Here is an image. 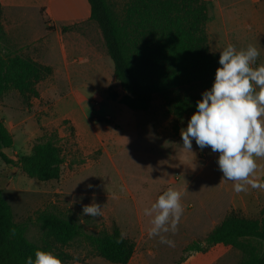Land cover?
<instances>
[{
    "label": "rangeland",
    "instance_id": "374dc122",
    "mask_svg": "<svg viewBox=\"0 0 264 264\" xmlns=\"http://www.w3.org/2000/svg\"><path fill=\"white\" fill-rule=\"evenodd\" d=\"M108 1L119 14L128 2ZM231 2L222 0L227 15ZM216 4V0H208L206 32L210 50L215 49L212 26L218 20ZM37 21L41 22L39 18ZM101 41L102 70L86 64L69 72L53 71L37 84V97L24 101L16 90L0 97V118L14 138L13 146L5 149L10 158L17 161L31 152L38 139L51 136L65 158L60 178L50 181L29 177L17 163L0 160V188L12 204L16 220L28 221L27 237L39 244L43 229L29 219L44 210L73 218L86 233L111 231L118 226L135 242V252L127 264H183L189 256V264H240L242 253L231 246L216 244L202 251H183L188 242L204 239L216 226L203 217L207 210L227 204L224 194L213 190L219 176L217 180L214 176L201 177L200 169L214 161L215 153L210 147L201 150L193 143V153L188 152L175 138V130L173 139L156 134V124L167 121L170 115L161 96L154 97L147 111L121 104L119 98L124 91L114 76L104 39ZM5 42L6 38L3 45ZM168 187L187 190L178 231L166 234L175 242L174 247L160 243L159 238L147 237L150 218L143 212ZM113 194L117 198L113 199ZM253 195L255 202L223 211L218 219L231 212L260 218L264 214V191L255 190ZM93 202L103 208V216L81 217L83 206ZM62 249L70 257L65 264H114L96 255L83 237Z\"/></svg>",
    "mask_w": 264,
    "mask_h": 264
},
{
    "label": "trees",
    "instance_id": "16d2710c",
    "mask_svg": "<svg viewBox=\"0 0 264 264\" xmlns=\"http://www.w3.org/2000/svg\"><path fill=\"white\" fill-rule=\"evenodd\" d=\"M88 1L90 19L101 29L114 76L124 91L119 102L147 111L154 97L161 96L166 111L174 116L177 132L180 119L193 114L202 93L210 90L220 66V52L210 50L206 32L208 0H128L121 14L108 0ZM4 38L0 25V97L10 90L18 91L24 101L39 96L37 84L52 73V67L7 49ZM13 144L12 133L0 119V160L17 163L39 181L60 178L65 158L54 136L38 139L31 152L17 161L5 152ZM29 221L42 227V243L27 237L28 221L16 220L0 188V264H26L37 249L54 252L65 264L70 257L62 248L77 237L114 264H127L135 252V242L126 236L123 243H115L122 232L118 226L86 233L73 218L46 210ZM11 228L17 229L15 236ZM216 244L239 250L240 264H264V214L252 218L231 212L204 239L188 242L183 251H202Z\"/></svg>",
    "mask_w": 264,
    "mask_h": 264
},
{
    "label": "clouds",
    "instance_id": "9594fccd",
    "mask_svg": "<svg viewBox=\"0 0 264 264\" xmlns=\"http://www.w3.org/2000/svg\"><path fill=\"white\" fill-rule=\"evenodd\" d=\"M219 52L220 66L214 82L197 101L186 129L180 130L182 148L193 153L195 140L201 150L210 147L213 153H219L217 164L223 174L220 183L232 182L236 194L264 191V164L258 163L264 160V63L256 65L260 48L250 43L238 50L229 43ZM185 192L186 188L168 187L150 207L144 208V215L150 218L149 239L159 238L160 243L175 246L166 234L178 231ZM102 209L95 202L84 205L81 217H102ZM10 233L15 236L17 229L11 228ZM124 238L121 232L115 243H123ZM26 264L64 262L52 251L37 249L34 259L27 257Z\"/></svg>",
    "mask_w": 264,
    "mask_h": 264
},
{
    "label": "crops",
    "instance_id": "0c3cea01",
    "mask_svg": "<svg viewBox=\"0 0 264 264\" xmlns=\"http://www.w3.org/2000/svg\"><path fill=\"white\" fill-rule=\"evenodd\" d=\"M216 1L214 12L218 20L212 26L215 49L211 51L219 52L229 43L239 50L251 43L260 48L256 65L264 63V0H231L228 15L227 5L225 6L222 0ZM0 8V24L5 31L4 46L7 49H13L16 53L49 65L54 72H69L86 64L95 65L97 70H102L99 59L103 55L101 39L104 38L99 26L90 19L91 7L88 0H0ZM242 16L246 18L244 21L239 19ZM45 18L48 19L47 24ZM77 23L80 26L74 27ZM191 115L187 114L180 119L176 133L178 135L175 136L179 142H183L180 130L186 129ZM173 120L174 116L170 114L167 121L157 123L156 134L173 139ZM192 143L196 144L195 140ZM218 156L219 153H215L214 161L200 169L203 178L214 176L217 180L219 176L213 190L217 194H224L227 200L225 206L208 209L203 215L206 222L215 225L227 215L225 213L218 219L221 212L230 211L233 207L251 200L255 202V190L236 194L233 184L220 183L223 174L218 168ZM258 163L264 164V160ZM190 259L191 256L183 264H189Z\"/></svg>",
    "mask_w": 264,
    "mask_h": 264
}]
</instances>
